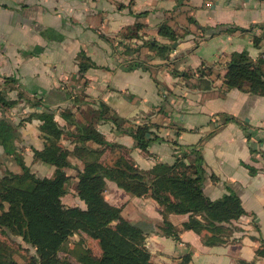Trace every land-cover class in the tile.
Here are the masks:
<instances>
[{
	"label": "crops",
	"instance_id": "1",
	"mask_svg": "<svg viewBox=\"0 0 264 264\" xmlns=\"http://www.w3.org/2000/svg\"><path fill=\"white\" fill-rule=\"evenodd\" d=\"M162 25L175 35L173 44L158 34ZM155 44L170 50L161 56ZM242 52L264 59V0H0V88L11 100L24 95L16 108L0 111V121L15 128L17 149L42 179L53 178L55 168L35 159L33 150H43L45 140L42 122L31 116L54 112L59 127L73 132L61 113L71 110L84 123L104 104L125 128L152 124L157 139L148 154L110 123L96 127L143 172L176 157L194 162L197 151L204 195L216 201L231 191L246 215L229 225L225 244L207 246L205 232L182 230L188 215L170 214L167 221L179 231L174 240L161 231L162 208L154 199L133 197L106 180V202L145 233L151 260L178 264L189 255L188 264H264L256 255L264 248V97L223 84L232 55ZM82 63L91 67L81 76ZM73 148V138L62 136L56 156L69 180L61 202L85 209L75 194L83 163ZM116 157L109 149L102 155L108 165ZM7 172L20 167L0 145V179ZM81 238L91 240L70 239Z\"/></svg>",
	"mask_w": 264,
	"mask_h": 264
},
{
	"label": "trees",
	"instance_id": "2",
	"mask_svg": "<svg viewBox=\"0 0 264 264\" xmlns=\"http://www.w3.org/2000/svg\"><path fill=\"white\" fill-rule=\"evenodd\" d=\"M139 27L141 25L136 24L135 30ZM158 34L171 44L176 41L168 26H160ZM154 50L163 56L170 50V45L155 44ZM135 66L138 64L129 69ZM89 67L91 65L79 64V74L82 76ZM5 81L6 84L17 83L14 78H5ZM223 84L226 89H247L249 94L264 97V59L252 61L246 52L233 54L226 66ZM8 92L0 88V111H10L23 100V94H19L17 100H11ZM77 102L79 97L73 101ZM89 114L91 120L84 123H77L71 110L60 114L68 125L75 126L73 132L59 127L54 112L42 111L30 117L42 122L40 132L45 140L43 150H33L35 159L55 168L53 178L43 179L31 172L22 152L17 149L15 128L7 120L0 121V145L6 155L14 156L20 167L19 173L7 172L0 179V264H70L59 254L74 235H84L96 241L99 247L97 255L90 248L79 249L74 254L79 264H156L146 247L145 233L123 219L119 208L106 202V180L133 197L154 199L162 208L161 231L164 236L179 240V231L167 221L168 215H188L182 230L196 234L205 232L204 243L207 246L226 243L229 225L246 213L239 198L231 191L216 201L204 195L201 157L197 151H192L194 162L186 164L184 157L187 156L176 157L172 165L161 163L150 171H140L124 153V148L108 143L96 125L100 120L110 123L114 132L129 135L135 147L146 154L151 142L157 139L151 130L153 125L125 128L126 121L119 123L104 104ZM64 135L73 138L72 155L83 163L82 171L76 176L75 194L85 209L65 207L61 202L67 193L69 177L63 171L66 163L59 161L56 151ZM89 142L98 148H89ZM108 149L111 153L117 152L111 165L102 159ZM83 240L88 241L81 238L79 246H83ZM16 241L35 251L25 263L15 259L13 243ZM256 255L264 257V248L259 249ZM189 261L190 256L185 255L178 264H188Z\"/></svg>",
	"mask_w": 264,
	"mask_h": 264
},
{
	"label": "rangeland",
	"instance_id": "3",
	"mask_svg": "<svg viewBox=\"0 0 264 264\" xmlns=\"http://www.w3.org/2000/svg\"><path fill=\"white\" fill-rule=\"evenodd\" d=\"M80 240L81 239H78V240L69 239L64 251L60 252L59 256L61 258L68 260L70 264H79L76 261V258L74 256V254L77 253L79 249L90 248L93 254L97 255V252H99V247L96 241L83 240L82 241L83 246H79L78 242ZM13 245H14V250H15V259L20 263H25L29 259L30 256H33L35 254V251L31 247L27 246L26 244L19 243V241H16L15 243H13Z\"/></svg>",
	"mask_w": 264,
	"mask_h": 264
}]
</instances>
